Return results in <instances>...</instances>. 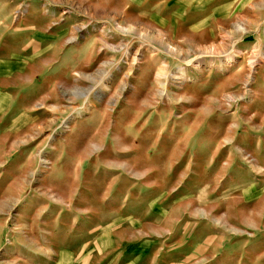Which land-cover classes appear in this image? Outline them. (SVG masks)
Here are the masks:
<instances>
[{
    "label": "rangeland",
    "instance_id": "374dc122",
    "mask_svg": "<svg viewBox=\"0 0 264 264\" xmlns=\"http://www.w3.org/2000/svg\"><path fill=\"white\" fill-rule=\"evenodd\" d=\"M0 264H264V0H0Z\"/></svg>",
    "mask_w": 264,
    "mask_h": 264
},
{
    "label": "bare ground",
    "instance_id": "6f19581e",
    "mask_svg": "<svg viewBox=\"0 0 264 264\" xmlns=\"http://www.w3.org/2000/svg\"><path fill=\"white\" fill-rule=\"evenodd\" d=\"M234 60V54L233 55H229V56H224V62L222 61V63L225 64H229Z\"/></svg>",
    "mask_w": 264,
    "mask_h": 264
}]
</instances>
